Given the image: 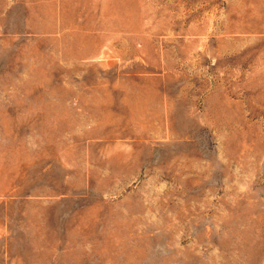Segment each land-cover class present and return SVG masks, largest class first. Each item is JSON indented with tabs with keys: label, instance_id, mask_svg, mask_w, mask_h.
Segmentation results:
<instances>
[{
	"label": "rangeland",
	"instance_id": "374dc122",
	"mask_svg": "<svg viewBox=\"0 0 264 264\" xmlns=\"http://www.w3.org/2000/svg\"><path fill=\"white\" fill-rule=\"evenodd\" d=\"M0 264H264V0H0Z\"/></svg>",
	"mask_w": 264,
	"mask_h": 264
}]
</instances>
